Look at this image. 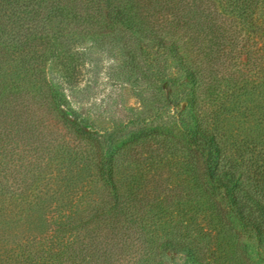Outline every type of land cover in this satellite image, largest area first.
Returning <instances> with one entry per match:
<instances>
[{
	"label": "rangeland",
	"instance_id": "rangeland-1",
	"mask_svg": "<svg viewBox=\"0 0 264 264\" xmlns=\"http://www.w3.org/2000/svg\"><path fill=\"white\" fill-rule=\"evenodd\" d=\"M225 23L235 41L214 51L205 84L156 55L131 68L113 39L84 42L73 78L48 73L56 106L90 130L95 157L108 155L107 183L49 99L13 86L12 112L0 107V247L12 264H264V234L236 216L191 139L199 126L220 166L264 180V37Z\"/></svg>",
	"mask_w": 264,
	"mask_h": 264
},
{
	"label": "trees",
	"instance_id": "trees-1",
	"mask_svg": "<svg viewBox=\"0 0 264 264\" xmlns=\"http://www.w3.org/2000/svg\"><path fill=\"white\" fill-rule=\"evenodd\" d=\"M226 20L236 22L244 33L263 38L264 0H0V107L6 105L7 113L12 112L8 102L19 97L14 85L35 86L93 150L90 130L64 114L48 93L50 71L73 78L75 54L89 48L84 42L113 39L122 43L131 68L151 66L156 55L167 58L185 84H205L214 51L223 52L235 41L236 28L225 26ZM195 136L191 139L204 155V172L224 190L236 216L260 237L264 234V180H244L237 164L220 166L219 142L199 126ZM92 154L98 172L109 182L108 155L101 160L95 150ZM48 217L41 212L44 222ZM162 245L184 251L169 240ZM13 253L6 245L0 247V264H12Z\"/></svg>",
	"mask_w": 264,
	"mask_h": 264
}]
</instances>
